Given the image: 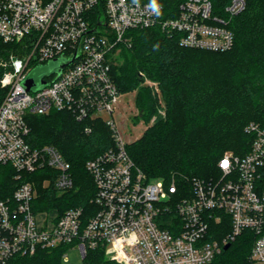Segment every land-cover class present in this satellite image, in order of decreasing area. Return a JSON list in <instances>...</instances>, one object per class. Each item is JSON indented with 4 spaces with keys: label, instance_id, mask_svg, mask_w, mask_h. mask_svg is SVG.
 Masks as SVG:
<instances>
[{
    "label": "built area",
    "instance_id": "1",
    "mask_svg": "<svg viewBox=\"0 0 264 264\" xmlns=\"http://www.w3.org/2000/svg\"><path fill=\"white\" fill-rule=\"evenodd\" d=\"M151 2L0 0V39L26 41L29 51L11 62L1 80L8 91L0 105V166L11 167L19 184L12 194L0 193V264L61 247L63 262L72 248L80 251L82 264L96 249L121 264H210L246 232L254 234L251 264H264V188L258 184L263 127L246 128L253 135L249 153H225L218 177L194 178L187 188L175 179H149L131 158L115 118L123 93L113 58L121 45L131 46L129 31L158 26L178 35L184 47L228 51L235 44L229 23L246 1L232 0L225 16L214 13L213 0H156L159 14ZM74 57L60 76L44 78L43 89L23 86L32 68ZM152 87L159 95L158 83ZM53 111L70 112L79 122L102 121L112 131L114 145L86 163L96 185L92 210L39 209L35 174L42 189L60 195L75 186L72 165L55 146L29 142L28 116ZM222 222L231 229L218 239L214 224Z\"/></svg>",
    "mask_w": 264,
    "mask_h": 264
},
{
    "label": "trees",
    "instance_id": "2",
    "mask_svg": "<svg viewBox=\"0 0 264 264\" xmlns=\"http://www.w3.org/2000/svg\"><path fill=\"white\" fill-rule=\"evenodd\" d=\"M152 1V0H141ZM232 0H213L214 13L225 16ZM246 8L229 23L235 44L231 50L214 52L187 48L178 35L160 27L128 32L131 46L121 45L113 58V76L119 90L137 91L136 106L148 124L140 139L129 144L136 166L149 179H174L190 188L194 178L220 175L219 161L227 152L249 153L253 135L246 128H264V0H245ZM26 42L0 39V79L8 71L11 56H23ZM10 64V62H9ZM146 80L158 83L162 100ZM7 92L0 85V105ZM165 104L166 114L160 109ZM33 146L53 145L71 163L74 189L59 194L42 189L39 173L35 182L41 194L40 210L58 207L61 212L82 206L92 210L96 185L86 163L114 145L112 131L102 121L79 122L66 111L28 116ZM90 127L91 131L86 132ZM258 184L264 188V167ZM11 167L0 166V193L12 194L19 181ZM217 238L230 232V222L214 224ZM254 234L246 232L210 264H251ZM66 249L38 250L33 256L14 258L11 264H64ZM87 264H121L101 249L89 250Z\"/></svg>",
    "mask_w": 264,
    "mask_h": 264
},
{
    "label": "rangeland",
    "instance_id": "3",
    "mask_svg": "<svg viewBox=\"0 0 264 264\" xmlns=\"http://www.w3.org/2000/svg\"><path fill=\"white\" fill-rule=\"evenodd\" d=\"M26 42V41H25ZM27 45V43H26ZM27 53L28 48H27ZM26 53V54H27ZM26 54L23 56H11L10 58V64L9 62L6 63V68L11 71L12 69V61L14 59H25ZM44 68L46 65H42ZM38 67V66H37ZM37 67L32 68L31 72L32 73ZM3 78V77H2ZM0 79V85L2 86L1 80ZM154 82L151 80H146L145 85H149L152 87V84ZM156 83V82H155ZM6 92L8 91V88L3 87ZM153 88V87H152ZM136 96H137V91L134 92H123V96L121 98V103L119 105V108L117 109V112L115 114V118L117 120V125L121 132L123 133V136L127 139L129 144H132L133 142L137 141L142 137V135L145 133V131L148 129L150 125H152L155 121L156 117H153L150 122L147 124L145 120L142 118V113L138 110L136 106ZM161 100H162V95L161 91L159 94ZM162 114H166V109H165V104L164 102L162 103V108L160 109ZM68 259L65 260L64 264H82V258H81V253L77 249H69L68 250Z\"/></svg>",
    "mask_w": 264,
    "mask_h": 264
},
{
    "label": "water",
    "instance_id": "4",
    "mask_svg": "<svg viewBox=\"0 0 264 264\" xmlns=\"http://www.w3.org/2000/svg\"><path fill=\"white\" fill-rule=\"evenodd\" d=\"M96 31V29L94 30ZM34 43H32L33 45ZM76 57L70 60H57L51 62L50 64L44 66H38L32 73H30L23 82V86L27 91H38L43 89L48 85V83L44 80L45 77L51 76L54 73H57L58 76L61 75L64 68L72 63ZM230 244L224 247V250H228L230 248Z\"/></svg>",
    "mask_w": 264,
    "mask_h": 264
},
{
    "label": "clouds",
    "instance_id": "5",
    "mask_svg": "<svg viewBox=\"0 0 264 264\" xmlns=\"http://www.w3.org/2000/svg\"><path fill=\"white\" fill-rule=\"evenodd\" d=\"M152 9L154 12H157V14H159L160 8L161 6L157 4L156 0H152ZM17 67H19V64L17 62Z\"/></svg>",
    "mask_w": 264,
    "mask_h": 264
}]
</instances>
